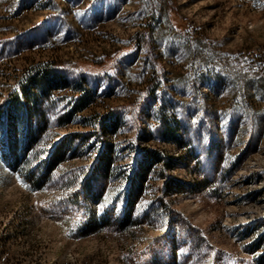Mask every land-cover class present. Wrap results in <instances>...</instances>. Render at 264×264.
<instances>
[{
	"label": "rangeland",
	"instance_id": "1",
	"mask_svg": "<svg viewBox=\"0 0 264 264\" xmlns=\"http://www.w3.org/2000/svg\"><path fill=\"white\" fill-rule=\"evenodd\" d=\"M0 264H264V0H0Z\"/></svg>",
	"mask_w": 264,
	"mask_h": 264
}]
</instances>
